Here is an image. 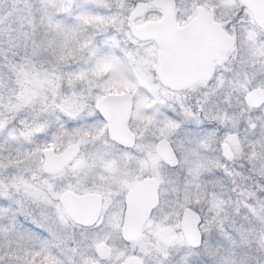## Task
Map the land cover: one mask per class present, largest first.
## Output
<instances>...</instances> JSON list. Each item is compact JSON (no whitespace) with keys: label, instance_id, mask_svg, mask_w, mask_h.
Segmentation results:
<instances>
[{"label":"snow or ice","instance_id":"6c2138e0","mask_svg":"<svg viewBox=\"0 0 264 264\" xmlns=\"http://www.w3.org/2000/svg\"><path fill=\"white\" fill-rule=\"evenodd\" d=\"M0 264H264V0H0Z\"/></svg>","mask_w":264,"mask_h":264}]
</instances>
